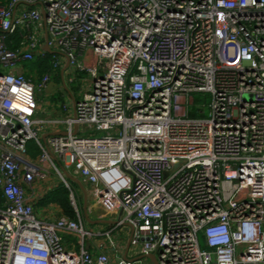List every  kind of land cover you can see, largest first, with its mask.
<instances>
[{"label": "built area", "instance_id": "2783aa9c", "mask_svg": "<svg viewBox=\"0 0 264 264\" xmlns=\"http://www.w3.org/2000/svg\"><path fill=\"white\" fill-rule=\"evenodd\" d=\"M0 69V264H112L66 173L160 264H264V0L0 2ZM58 69L73 104L43 118ZM59 186L77 220L39 207Z\"/></svg>", "mask_w": 264, "mask_h": 264}, {"label": "crops", "instance_id": "0c3cea01", "mask_svg": "<svg viewBox=\"0 0 264 264\" xmlns=\"http://www.w3.org/2000/svg\"><path fill=\"white\" fill-rule=\"evenodd\" d=\"M12 0H1L0 2L4 5H8ZM27 6V5H25ZM56 85V84H55ZM79 181H81V183L84 185L87 193H88V204H89V200H90V205L87 208V216L85 214V208H84V195L80 189V187L78 185H76V189L78 190V194L80 195L81 200H83V202L80 204L82 211H83V215H84V222H85V226L86 229H88L89 231H91L94 234L100 233L101 237H97V238H93L91 240H88L85 244V248L87 249V247H89L90 252H92L93 254H98L101 251H107L111 254L112 257V264H117V261L120 257L124 258L126 253H127V257L131 260H136L139 257H141V252H140V248H133L130 245V249L127 252L128 249V244L130 242L131 236L133 234V230L131 227H124L122 228V230L120 231L119 229H121L120 227H116L114 228V222L113 221H119L120 215H110L108 213H106L99 205H97V203L93 200L92 196H91V186L89 185V183H87L85 180L83 179H78ZM48 182L43 183V188L45 187V185H47ZM92 202H95V204L93 205ZM56 211H58V209H56ZM95 215L96 219L101 220V221H97V222H91V224H88L86 222V219L88 217V215ZM112 232V233H111ZM111 233V239L114 242L115 245V250H113L112 245H110V239L106 238L105 234ZM131 235V236H130ZM65 239H71L74 240L76 242V238L73 236H67L65 237ZM72 244L71 249L73 251H79V247H75L73 245L74 242L70 243ZM147 264H150V262L148 260H145Z\"/></svg>", "mask_w": 264, "mask_h": 264}, {"label": "rangeland", "instance_id": "374dc122", "mask_svg": "<svg viewBox=\"0 0 264 264\" xmlns=\"http://www.w3.org/2000/svg\"><path fill=\"white\" fill-rule=\"evenodd\" d=\"M33 64H34V62L22 63V64L18 65V68L19 69H24L25 71L30 73L31 69L33 68ZM0 72H8V70L7 69L6 70H1L0 69ZM61 73H62V71L58 69V70H54L52 75H51L53 82L56 85L59 86V89L57 91L49 92L48 89H46V90H44L42 92H39V94H38L39 107H40V116L43 117V118L46 115H49V112H51L52 109L53 110L58 109V111H60L61 107L64 104H66V105L69 104V106H72V104H73L72 98L69 95V91L66 90L64 85H63V81H62V78H61ZM87 78L88 77H86V75H82L81 78L78 79L77 83H75V85H73L70 88V90L73 89V91L75 92L77 100L82 98V95L79 94V91H80L81 85L84 84V80L87 79ZM74 87H75V89H74ZM58 115H60V114L58 113ZM69 181L71 182L72 185L75 184L70 179H69ZM75 185H77V184H75ZM79 199L81 200L80 195H79ZM80 200H79V203L81 201L83 202V200H81V201ZM90 204L91 203H90V200H89L88 206ZM92 204L94 205L95 202H92ZM85 219H86V222L88 224H91V222L101 221V220L96 219V216L92 215V214L91 215L89 214L88 218H85ZM113 222L115 223L114 224V228H115L117 223H118V220L117 221H113ZM119 230L121 231L122 228L119 229ZM72 242H74L75 246H77L76 242L74 240L65 239V245H68V244H70ZM200 245H201L202 249H206L205 239H204L202 234L200 235Z\"/></svg>", "mask_w": 264, "mask_h": 264}, {"label": "trees", "instance_id": "16d2710c", "mask_svg": "<svg viewBox=\"0 0 264 264\" xmlns=\"http://www.w3.org/2000/svg\"><path fill=\"white\" fill-rule=\"evenodd\" d=\"M50 61H51V57L41 62L35 61L33 64V68L31 69V73L35 75V77H37L38 79L43 78L46 74L52 71V65ZM28 77L32 78L31 75H28ZM210 100L211 97L209 95H195L194 106L192 111L190 112V117L192 118H197L200 116L205 117V115L198 114V110H199L198 106L205 103L209 104ZM29 149H30V156L33 158L37 157L40 153L39 149L35 147L34 143H31L29 145ZM73 186L76 187L75 184H73ZM50 204L58 205L59 213L61 217L77 220V214L70 202V192L64 186H59L57 189L50 191L47 197L40 202L39 207L44 208Z\"/></svg>", "mask_w": 264, "mask_h": 264}, {"label": "water", "instance_id": "95a60500", "mask_svg": "<svg viewBox=\"0 0 264 264\" xmlns=\"http://www.w3.org/2000/svg\"><path fill=\"white\" fill-rule=\"evenodd\" d=\"M47 50L50 51L49 47H47ZM59 89L58 85H55L54 83H51L50 86L48 87V91L49 92H55ZM60 134H65V133H60ZM46 138V137H45ZM66 176L68 177V179H70L73 183L77 184L83 195H84V208H85V214L87 216V208H88V193L84 187V185L81 183V181H79L78 179L70 176L68 173H66ZM88 218V217H87ZM130 245H131V239H130V242L128 244V249H127V252L129 251L130 249ZM87 249H89V247H87ZM124 259L126 260H129L128 257H127V253L124 257ZM141 260H148L150 262V264H160L158 259H157V256L155 254H146V255H142L141 257H139L138 259H136L135 261H141Z\"/></svg>", "mask_w": 264, "mask_h": 264}]
</instances>
